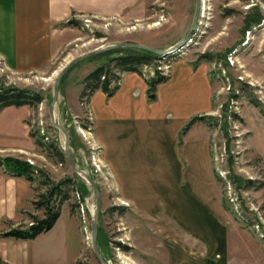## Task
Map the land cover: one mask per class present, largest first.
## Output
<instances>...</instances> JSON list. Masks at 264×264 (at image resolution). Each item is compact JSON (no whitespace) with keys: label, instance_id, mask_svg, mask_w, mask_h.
I'll return each mask as SVG.
<instances>
[{"label":"crops","instance_id":"0c3cea01","mask_svg":"<svg viewBox=\"0 0 264 264\" xmlns=\"http://www.w3.org/2000/svg\"><path fill=\"white\" fill-rule=\"evenodd\" d=\"M152 3L0 0V58L15 74L47 71L80 38L79 32L84 30L80 24L85 18L106 22L115 29L130 26L131 30H126L133 32L153 15ZM70 20L80 23H68ZM131 39L138 41L141 37L133 34ZM104 59L81 60H89L90 65L78 75L80 79L71 76L63 81L59 89L62 105L55 108L58 118L63 119L66 112L83 115L81 80ZM214 79L207 61H197L193 54L186 53L171 63L168 78L156 85L153 98L149 97L143 74L124 71L111 95L98 88L88 100L93 138L107 166L108 184L132 209L160 227L169 251L176 249V239L168 234L171 226L178 225L184 236L188 233L198 244H204L206 264L209 258H223L226 240L209 155L210 128L205 121L196 120L185 132L182 129L193 116L212 110ZM36 119L34 110L26 104L7 105L0 110V156H43L29 134L27 120L33 124ZM35 184L36 180L14 175L0 165V232L26 222V212L38 214L32 206ZM63 209L68 207L61 205L51 229L33 239L0 236V262L48 264L66 258L69 236ZM177 249L179 262L192 264L191 252L181 245ZM202 259L194 263L202 264Z\"/></svg>","mask_w":264,"mask_h":264},{"label":"rangeland","instance_id":"374dc122","mask_svg":"<svg viewBox=\"0 0 264 264\" xmlns=\"http://www.w3.org/2000/svg\"><path fill=\"white\" fill-rule=\"evenodd\" d=\"M209 2L211 8L208 10L207 19L203 20L193 44L185 50V54H193L197 59L204 53L214 55L212 59L202 60L209 63V71L215 78L213 107L206 115L212 116L215 124L214 127L212 124L209 126V155L217 184L226 240L223 258H216L217 262L216 259L209 258L206 262L264 264V186L245 188L238 187L232 182L234 176L242 180L264 182V18L260 23L252 24L249 29L244 30L245 18L251 12L252 6H259L263 14L264 6L258 0H209ZM150 9L153 15L141 21L140 26L133 32L127 31L131 30L130 26L115 29L112 25L109 27L106 22L92 21L89 27L80 30V38L44 72L15 74L7 70L0 58V79L3 84L30 88L42 94L43 104L38 106L41 110L37 108L34 115L43 117L48 136L57 139L62 150L63 135L50 124L47 110L52 97L54 79L60 68L83 52L115 41H133L131 39L133 34L141 37L134 42L165 48L189 27L194 16L195 0H153ZM155 22L157 24L153 25ZM155 60L154 62L158 61L157 64H160L161 60L162 64V57ZM89 65V60L76 63L61 78L60 86L71 76L77 78ZM62 101L58 95L55 108L60 107ZM82 101L83 99L80 101L82 116L66 112L65 117L60 119L55 111V118L67 128L69 135L72 133L78 143L73 149L78 166L86 170L100 188L101 207L98 216L97 244L104 259L110 264H181L180 251L177 249V246L181 245L187 248L186 251L191 252L192 264H198L194 263L195 260L202 258V264H206L204 244H198L195 237L188 233L184 236L178 225L171 226L172 229L168 228V234H172L176 239L173 243L176 249L169 251L165 244L166 234H163L160 227L153 220L132 209L127 201L120 198L117 189L108 184L107 166L100 158L98 162L101 164V170L98 175L95 174L92 162L86 163L79 159L77 149L80 147L85 149L88 156L91 150H96L93 133L83 138L76 126L77 122L81 124L86 116H91L88 103L83 105ZM38 151L43 156L23 154L22 158L13 157L31 161L32 163H29L44 170L52 182L66 177L73 178V184L67 188L69 198L62 203L68 207L67 210L63 209L69 236L67 257L62 261L48 264H102L96 257L91 242L86 239L91 231L95 209V196L92 190L86 184L89 193L80 205L73 193V185H77V182L83 179L72 171L67 158L60 161L48 155L41 146H38ZM36 188L42 192L46 187L39 185L37 180L34 190ZM37 216H42L41 209L38 210ZM26 220L24 224H30L28 216ZM62 222L63 220L60 226H63Z\"/></svg>","mask_w":264,"mask_h":264},{"label":"trees","instance_id":"16d2710c","mask_svg":"<svg viewBox=\"0 0 264 264\" xmlns=\"http://www.w3.org/2000/svg\"><path fill=\"white\" fill-rule=\"evenodd\" d=\"M251 12L245 18L246 27L244 30L249 29L252 24H258L264 18V14L260 7L253 5ZM68 23H76L79 25V21L70 20ZM105 56V59L100 65L86 74L81 83L83 84L80 92V101L85 97L88 102L91 93L100 88L107 95H111L118 87L121 75L124 71H137L142 73V66H152L154 74L146 78L148 83V94L150 98L154 97L155 87L158 83L166 80L168 76L160 73L156 69L158 65L157 59L161 56L142 49L130 48V47H117L111 50L104 51L100 54L90 57L91 59ZM200 58L197 61L208 58L212 59L213 54L204 53L199 55ZM157 58V59H156ZM156 59V60H155ZM154 60L156 62H154ZM155 63V64H153ZM43 96L39 91L32 90L30 88H18L12 85H5L0 79V110L7 105H29L34 111H36L38 104L43 100ZM196 120L205 121L208 126L213 124L212 116L200 115L193 116L187 124L183 127L182 132H185L188 127ZM30 125L29 134L35 139L38 146H41L42 150L48 153V155L54 156L60 161L65 159V153L60 148L57 139H50L47 142H42L41 137L36 135V131L31 123V120H27ZM217 124V122H214ZM50 128H53L49 125ZM227 133V132H226ZM71 135V146L75 149L78 146L75 139ZM0 165H2L8 172L14 175H22L29 180H38V184L45 186V190L39 192L35 189V196L32 200V206L34 210H42V216H37L32 212H26L30 219V224L19 223L15 226H10L8 230L0 232V236H11L22 239H33L40 233L46 232L55 224V221L59 217L60 208L62 203L69 198L68 186L73 184V178L66 177L60 181L52 182L47 173L41 168L30 164L26 160H22L13 156H0ZM220 178L219 176H217ZM238 187L248 188L264 186V182L254 181L252 179H232ZM80 191L81 199L84 200L85 196L89 193L88 186L81 180L77 182V185H73ZM121 245L120 243H118ZM122 246V245H121ZM125 247V246H123ZM0 264H7L0 262Z\"/></svg>","mask_w":264,"mask_h":264},{"label":"water","instance_id":"95a60500","mask_svg":"<svg viewBox=\"0 0 264 264\" xmlns=\"http://www.w3.org/2000/svg\"><path fill=\"white\" fill-rule=\"evenodd\" d=\"M263 6H264V0H258ZM199 10H200V0H195V11H194V16L193 20L190 23L189 27L183 34V36L174 44L170 45L167 48H155L143 43L139 42H134V41H115L106 45H102L99 48L89 50L86 52L81 53L80 55L70 59L62 68H60L59 72L57 73L55 79H54V85L52 89V97L51 100L48 104V115H49V120L50 124L57 128L63 135V151L65 153V156L70 163V166L72 168V171L81 177L85 183L90 187L92 190L94 196H95V209H94V215L91 220V246L92 249L98 258V260L102 264H110L104 257L102 256L98 244H97V231H98V216L100 212V207H101V191L95 180L92 178V176L84 169L80 168L77 164V160L74 154V150L71 146V138L69 135V132L67 128L58 122L55 118V104L58 99L59 95V89H60V82L61 78L64 76V74L76 63L79 61L90 58L94 55L100 54L104 51L111 50L117 47H130V48H137V49H142V50H147L150 52H153L161 57L168 56L172 54L173 52H176L179 50L186 42L188 36L191 34L193 31V28L195 26V23L197 21V18L199 16Z\"/></svg>","mask_w":264,"mask_h":264},{"label":"built area","instance_id":"2783aa9c","mask_svg":"<svg viewBox=\"0 0 264 264\" xmlns=\"http://www.w3.org/2000/svg\"><path fill=\"white\" fill-rule=\"evenodd\" d=\"M210 8H211V6H210L209 0H200V12H199V16L197 18V21L195 23V26L193 28V31L188 36L187 42L179 50H177L176 52H173L172 54H170L168 56L162 57V60L164 61V62L162 61V64H161V60L159 61L160 64H158L156 66V69L159 70L161 74L168 76L169 73H170L171 63L175 59L183 56L185 54V50L187 49V47H189L191 44H193L194 38L197 37L198 31H199V29H200V27H201V25L203 23V20L207 19V17H208L207 16L208 15V10ZM90 24H91V19L85 18L81 22L80 27L82 29H85V28L89 27ZM142 67H143L142 68V73L145 76V78H149V77H151L154 74L153 67L149 66L150 67L149 69H148L147 65H143ZM87 103L88 102L86 101V98L84 97L81 104L87 105ZM40 104H43V100L38 104V106ZM37 108L39 109V111L41 110V107H37ZM33 123H34L33 127H34V129L36 131V135L41 137L42 142L49 141L51 138H50V136H48V132H47V130L45 128V125H44L43 117L42 116H38V119H36ZM76 126H77V129H78V132L80 133V135L83 138L84 137L87 138L88 136L91 135L92 130H93L92 129L93 128L92 117L91 116L90 117L86 116L85 120H83L81 122V124H79L77 122ZM94 149H96V150L95 151L91 150L90 156H88V154L86 153L85 149L82 148V147L77 149V153H78L79 159L82 160V162H86V163L87 162H89V163L92 162L93 166L95 167V174L97 173L96 175H98L99 174L98 172H100V170H101V168H100L101 164H100V162H98V161H100L99 160L100 157H99V154H98L99 151L97 152V149H98L97 144L94 147ZM29 162H31V161H29ZM73 193H75V195H76V197L78 199V202L81 205L83 200L81 199L80 191L76 187H74ZM86 239L88 240V242L89 241L91 242L90 233H88V235L86 236Z\"/></svg>","mask_w":264,"mask_h":264},{"label":"bare ground","instance_id":"6f19581e","mask_svg":"<svg viewBox=\"0 0 264 264\" xmlns=\"http://www.w3.org/2000/svg\"><path fill=\"white\" fill-rule=\"evenodd\" d=\"M155 24H157V22L153 23V25H155ZM133 27H135V26H133Z\"/></svg>","mask_w":264,"mask_h":264}]
</instances>
